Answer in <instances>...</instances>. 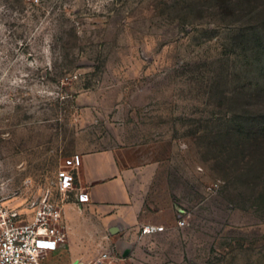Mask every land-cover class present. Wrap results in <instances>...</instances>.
<instances>
[{
    "label": "rangeland",
    "instance_id": "rangeland-1",
    "mask_svg": "<svg viewBox=\"0 0 264 264\" xmlns=\"http://www.w3.org/2000/svg\"><path fill=\"white\" fill-rule=\"evenodd\" d=\"M134 144L176 210L114 264H264V0H0V198Z\"/></svg>",
    "mask_w": 264,
    "mask_h": 264
},
{
    "label": "crops",
    "instance_id": "crops-1",
    "mask_svg": "<svg viewBox=\"0 0 264 264\" xmlns=\"http://www.w3.org/2000/svg\"><path fill=\"white\" fill-rule=\"evenodd\" d=\"M79 157L78 192L88 194L89 200L80 202L75 194L64 203L66 242L50 252L44 264H89L104 252L112 254L114 262L121 257L136 261L142 245L151 244L150 236L141 234L142 226L163 224L176 210L167 186L160 183V153L134 144Z\"/></svg>",
    "mask_w": 264,
    "mask_h": 264
},
{
    "label": "built area",
    "instance_id": "built-area-1",
    "mask_svg": "<svg viewBox=\"0 0 264 264\" xmlns=\"http://www.w3.org/2000/svg\"><path fill=\"white\" fill-rule=\"evenodd\" d=\"M81 165L80 157L76 156L60 171L61 203L46 197L31 207H14L0 198V264H44L46 256L66 242L64 203L74 192L80 202L89 200L88 194L78 192ZM180 225L184 226L185 221H180ZM166 230L163 224L147 223L142 226L141 234L152 236ZM89 264H114V256L104 252Z\"/></svg>",
    "mask_w": 264,
    "mask_h": 264
}]
</instances>
